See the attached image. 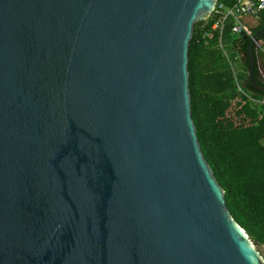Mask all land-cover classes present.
Wrapping results in <instances>:
<instances>
[{
    "label": "water",
    "instance_id": "1",
    "mask_svg": "<svg viewBox=\"0 0 264 264\" xmlns=\"http://www.w3.org/2000/svg\"><path fill=\"white\" fill-rule=\"evenodd\" d=\"M217 3L0 0V264H264L192 118Z\"/></svg>",
    "mask_w": 264,
    "mask_h": 264
},
{
    "label": "trees",
    "instance_id": "2",
    "mask_svg": "<svg viewBox=\"0 0 264 264\" xmlns=\"http://www.w3.org/2000/svg\"><path fill=\"white\" fill-rule=\"evenodd\" d=\"M220 5L232 8L235 0H218L216 9ZM258 19L253 34L264 28V11ZM217 20L214 13L194 25L188 65L192 118L231 215L255 245H264V106L249 98L264 93L248 79V40L240 45L232 33L234 18L227 17L222 30L213 28ZM256 57L254 75L264 83Z\"/></svg>",
    "mask_w": 264,
    "mask_h": 264
},
{
    "label": "built area",
    "instance_id": "3",
    "mask_svg": "<svg viewBox=\"0 0 264 264\" xmlns=\"http://www.w3.org/2000/svg\"><path fill=\"white\" fill-rule=\"evenodd\" d=\"M264 11V0H235V5L232 8H224L222 5L216 9L215 13L218 14V20L213 25L214 29L222 30L227 17L234 18V23L231 27L233 34L241 36L247 35L249 38L253 36L252 30L243 20L244 16L258 17ZM209 37L212 35L209 34ZM261 48L264 50V39L255 41V52ZM251 102L264 106V98L256 99L249 95Z\"/></svg>",
    "mask_w": 264,
    "mask_h": 264
},
{
    "label": "rangeland",
    "instance_id": "4",
    "mask_svg": "<svg viewBox=\"0 0 264 264\" xmlns=\"http://www.w3.org/2000/svg\"><path fill=\"white\" fill-rule=\"evenodd\" d=\"M257 56L259 58V71H260V76L262 78V80H264V50H262L261 48H259V50L257 51ZM264 144V141H263ZM257 249L259 250V252L262 254V256L264 257V245H256Z\"/></svg>",
    "mask_w": 264,
    "mask_h": 264
},
{
    "label": "crops",
    "instance_id": "5",
    "mask_svg": "<svg viewBox=\"0 0 264 264\" xmlns=\"http://www.w3.org/2000/svg\"><path fill=\"white\" fill-rule=\"evenodd\" d=\"M243 20L245 21V23L249 26V28L252 30L253 28H255L258 24H259V19L258 17H252V16H244ZM258 62H259V58H258Z\"/></svg>",
    "mask_w": 264,
    "mask_h": 264
},
{
    "label": "flooded vegetation",
    "instance_id": "6",
    "mask_svg": "<svg viewBox=\"0 0 264 264\" xmlns=\"http://www.w3.org/2000/svg\"><path fill=\"white\" fill-rule=\"evenodd\" d=\"M260 74V73H259ZM262 81H264V80H262Z\"/></svg>",
    "mask_w": 264,
    "mask_h": 264
}]
</instances>
